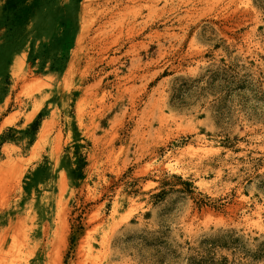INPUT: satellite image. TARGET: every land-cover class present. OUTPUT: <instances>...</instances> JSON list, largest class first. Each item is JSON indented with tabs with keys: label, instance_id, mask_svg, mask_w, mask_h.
<instances>
[{
	"label": "rangeland",
	"instance_id": "rangeland-1",
	"mask_svg": "<svg viewBox=\"0 0 264 264\" xmlns=\"http://www.w3.org/2000/svg\"><path fill=\"white\" fill-rule=\"evenodd\" d=\"M0 250L264 264V0H0Z\"/></svg>",
	"mask_w": 264,
	"mask_h": 264
},
{
	"label": "bare ground",
	"instance_id": "bare-ground-1",
	"mask_svg": "<svg viewBox=\"0 0 264 264\" xmlns=\"http://www.w3.org/2000/svg\"><path fill=\"white\" fill-rule=\"evenodd\" d=\"M46 130H47V128L43 131V134H45L46 133ZM58 148V147H57ZM55 150V149H54ZM2 249V248H1ZM1 251V250H0Z\"/></svg>",
	"mask_w": 264,
	"mask_h": 264
}]
</instances>
